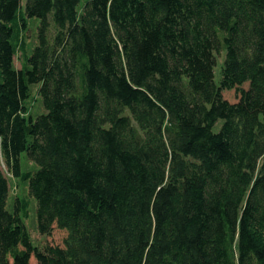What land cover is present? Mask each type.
Segmentation results:
<instances>
[{"label": "trees", "instance_id": "16d2710c", "mask_svg": "<svg viewBox=\"0 0 264 264\" xmlns=\"http://www.w3.org/2000/svg\"><path fill=\"white\" fill-rule=\"evenodd\" d=\"M6 174L62 247L32 246ZM32 257L264 264V0H0V264Z\"/></svg>", "mask_w": 264, "mask_h": 264}, {"label": "rangeland", "instance_id": "374dc122", "mask_svg": "<svg viewBox=\"0 0 264 264\" xmlns=\"http://www.w3.org/2000/svg\"><path fill=\"white\" fill-rule=\"evenodd\" d=\"M26 0H22V9L24 8ZM38 26V20L31 18L27 19V29L24 33V41L27 46V53L28 55L31 53V50L36 45V29ZM216 56V66L214 68V83L218 85L220 80V69L224 59V53L220 52L215 55ZM14 65L16 69H20L21 67V59L20 56L17 55ZM39 85H32L30 86L31 90V100H30V108L28 111L27 117H30L32 120L37 118L40 115L45 113L42 101L40 97L37 96V90ZM223 98L230 103H233L237 100V92L234 90L231 91H224L222 93ZM221 122L214 127L213 131H217ZM19 166L22 173H30L33 174L37 171V167L35 164L31 163L27 155L25 153L21 154L19 157ZM1 169L4 173L5 170L3 166ZM8 180V199L6 202V210L8 212H13L14 200L15 198L18 199H26L28 202L27 207V215L25 218H22V221L26 227V230L30 236V241L33 247L42 250L45 246H53V247H62L64 239L66 238V231L53 229L50 236H41L38 234L37 231V217H36V201L30 197H28L27 191V182H22L18 179H14L11 176L7 175ZM31 264H36L34 258L30 259Z\"/></svg>", "mask_w": 264, "mask_h": 264}]
</instances>
